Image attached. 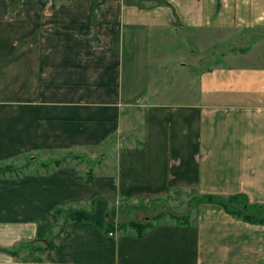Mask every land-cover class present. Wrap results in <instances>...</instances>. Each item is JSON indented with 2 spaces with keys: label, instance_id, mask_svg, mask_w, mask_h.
Segmentation results:
<instances>
[{
  "label": "crops",
  "instance_id": "1",
  "mask_svg": "<svg viewBox=\"0 0 264 264\" xmlns=\"http://www.w3.org/2000/svg\"><path fill=\"white\" fill-rule=\"evenodd\" d=\"M202 196L264 216V0H0V264H264Z\"/></svg>",
  "mask_w": 264,
  "mask_h": 264
},
{
  "label": "rangeland",
  "instance_id": "2",
  "mask_svg": "<svg viewBox=\"0 0 264 264\" xmlns=\"http://www.w3.org/2000/svg\"><path fill=\"white\" fill-rule=\"evenodd\" d=\"M203 69L205 68H201V70ZM189 72H190V76H194V78H196L197 80L196 69L191 68ZM185 88L186 89H183L181 85L179 87L178 82L173 83L170 87V90H171L169 92L170 95L168 96H170L171 100H174V99L177 100L176 98L177 96H179L178 95L179 92L180 94L184 92L185 95L192 94V97L197 95L196 94L197 89L193 88L192 86H186ZM133 130H134L133 132L135 133V131L137 130V127H135V129L133 128ZM95 160H98V158L96 159L93 158V160L91 161L95 162ZM84 162H86L85 164L89 163L87 159H85ZM15 163L18 164V160ZM176 193L177 194H174L173 197L166 196L164 198H154V197L135 198L136 203L133 204V206L131 207L129 205L126 206L127 202H120L118 205L107 206L105 208L106 210L105 217H107L106 220L109 221V216H112V220L110 221L117 222V224L124 223V222L125 223H128V222L129 223H144L145 218L148 220L151 219L152 217L162 218L161 216L165 215V213H177L178 215L184 214L185 211H183L184 208L182 206L187 201V198H189L188 197L189 195L184 193V191L182 190ZM235 208L239 209V207L237 206ZM248 213L251 214L254 218L261 219V216L264 217L263 214H260L258 212H253L252 210H249ZM31 256L34 257L33 254H31Z\"/></svg>",
  "mask_w": 264,
  "mask_h": 264
},
{
  "label": "trees",
  "instance_id": "3",
  "mask_svg": "<svg viewBox=\"0 0 264 264\" xmlns=\"http://www.w3.org/2000/svg\"><path fill=\"white\" fill-rule=\"evenodd\" d=\"M199 201L205 203H215L216 205L223 208V210L229 213L230 215L240 218L244 221H248L250 223H264L263 219H255L251 214L248 213L249 210H251L249 208L254 207H248L244 202L239 201L237 197H228L226 199H223L212 196H202ZM236 206L239 207V209L235 208ZM26 250L31 255V253L39 252L43 249H40L39 247L30 246L29 244ZM11 251V254H14V250Z\"/></svg>",
  "mask_w": 264,
  "mask_h": 264
}]
</instances>
